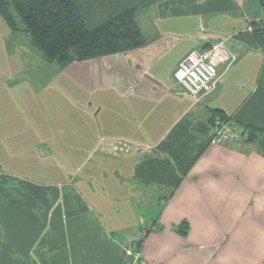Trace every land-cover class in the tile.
Wrapping results in <instances>:
<instances>
[{
	"label": "crops",
	"instance_id": "1",
	"mask_svg": "<svg viewBox=\"0 0 264 264\" xmlns=\"http://www.w3.org/2000/svg\"><path fill=\"white\" fill-rule=\"evenodd\" d=\"M148 10L144 47L64 69L0 16V264H132L125 243L137 264H264V41L249 27L259 2ZM218 43L233 61L191 96L176 68ZM214 110L249 140L212 142L173 194L135 178L182 118Z\"/></svg>",
	"mask_w": 264,
	"mask_h": 264
},
{
	"label": "trees",
	"instance_id": "2",
	"mask_svg": "<svg viewBox=\"0 0 264 264\" xmlns=\"http://www.w3.org/2000/svg\"><path fill=\"white\" fill-rule=\"evenodd\" d=\"M160 1L164 0H0V16L13 33L27 34L33 48L48 63L64 69L73 62L144 47L147 41L137 15ZM256 1L262 20L251 21L249 27L264 41V0ZM216 118L229 122L219 110L201 121L187 114L158 144L156 154L138 163L135 178L165 187L173 194L213 142L211 130ZM138 245L140 248L141 242Z\"/></svg>",
	"mask_w": 264,
	"mask_h": 264
},
{
	"label": "built area",
	"instance_id": "3",
	"mask_svg": "<svg viewBox=\"0 0 264 264\" xmlns=\"http://www.w3.org/2000/svg\"><path fill=\"white\" fill-rule=\"evenodd\" d=\"M233 61V56L228 52L223 43L213 45L208 50L193 51L181 61L174 72V78L183 90L191 96L198 97L212 92L220 81L218 67ZM213 142L223 144L230 140L243 143L248 140L247 134H236L229 122L216 118L211 130ZM152 227L141 231L145 237ZM122 250L127 259H132V264H137L141 258L140 250H134L128 244L122 245Z\"/></svg>",
	"mask_w": 264,
	"mask_h": 264
},
{
	"label": "rangeland",
	"instance_id": "4",
	"mask_svg": "<svg viewBox=\"0 0 264 264\" xmlns=\"http://www.w3.org/2000/svg\"><path fill=\"white\" fill-rule=\"evenodd\" d=\"M246 6V5H245ZM95 9H97L96 7H95ZM147 12H149V10L147 9H145V10H140L139 11V13H138V15H137V20H140V18L142 17V16H144V14H147ZM18 20V19H17ZM20 21L21 20H18V22L20 23ZM19 25H21V23L19 24ZM182 37V36H181ZM145 39H146V41H148V39H149V36H147V34L145 35ZM183 40H188V38L185 36V37H183L181 40H179V42L181 41H183Z\"/></svg>",
	"mask_w": 264,
	"mask_h": 264
}]
</instances>
